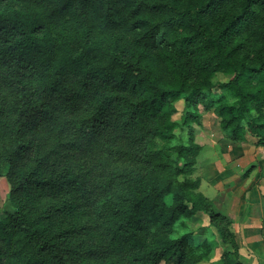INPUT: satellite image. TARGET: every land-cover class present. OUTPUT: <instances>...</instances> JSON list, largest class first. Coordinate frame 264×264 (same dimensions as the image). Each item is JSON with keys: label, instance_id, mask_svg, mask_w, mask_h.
I'll return each mask as SVG.
<instances>
[{"label": "trees", "instance_id": "trees-1", "mask_svg": "<svg viewBox=\"0 0 264 264\" xmlns=\"http://www.w3.org/2000/svg\"><path fill=\"white\" fill-rule=\"evenodd\" d=\"M180 99L264 146V0H0V264H197L201 211L241 264Z\"/></svg>", "mask_w": 264, "mask_h": 264}, {"label": "rangeland", "instance_id": "rangeland-1", "mask_svg": "<svg viewBox=\"0 0 264 264\" xmlns=\"http://www.w3.org/2000/svg\"><path fill=\"white\" fill-rule=\"evenodd\" d=\"M231 76L222 72L212 77L214 83L227 81ZM223 91L214 89L216 95ZM176 112L172 119L177 121L176 133L181 141H186L191 132L194 141L201 146L200 155L196 158L197 169L190 177H201L207 180L212 188L211 196L214 197L213 209L220 214L227 216L231 223L230 229L235 234L239 246V260L241 264H264V240L257 243L253 234L257 227L241 226V220L236 216L248 210L250 203L248 195H243L242 187L248 173L253 169L258 172L264 171V146L255 144V138L247 136L244 141L233 140L229 133L224 132L219 125V118L213 110L204 108L202 104L196 108H187L182 99L176 101ZM197 114L194 119L184 122L187 111ZM176 140L170 142L174 144ZM215 155V156H214ZM212 157V159H210ZM195 168V167H194ZM9 183L4 176L0 177V219L4 211L12 207L9 200ZM251 192V188L247 189ZM225 192L227 197H225ZM217 193V194H216ZM244 196V197H243ZM224 197V198H223ZM222 198L224 199L222 201ZM223 209V210H222ZM187 230L191 232L196 244L205 242L207 245L199 248L206 252L202 261L197 264H222L221 256L226 250H232L228 243H225L217 229L216 221H211L204 212H198L187 219ZM218 222V220H217ZM179 233L184 230L177 226ZM160 264H172L160 263Z\"/></svg>", "mask_w": 264, "mask_h": 264}, {"label": "crops", "instance_id": "crops-1", "mask_svg": "<svg viewBox=\"0 0 264 264\" xmlns=\"http://www.w3.org/2000/svg\"><path fill=\"white\" fill-rule=\"evenodd\" d=\"M210 159H212V157ZM196 169H197V164L195 163V168H194L195 172ZM244 184L246 187L245 188L242 187L243 195L249 194L248 202L250 203V205L248 206V210L246 209L245 212H243L242 214H240L239 211L236 212L235 214L237 217L240 218L241 226L244 227L252 226L254 228L257 227L255 228V232L253 233L255 234L254 235L255 239L253 240H255L257 243H260L264 240V171L258 172V169L251 170L248 173ZM250 188H251V192H248L247 189ZM198 190L214 203V197L211 196L212 188L208 184L207 180L201 177V174H200V185ZM224 195L225 197H227L226 192ZM223 198L222 201L224 200ZM223 212H225V215L229 214L226 213V211L224 210Z\"/></svg>", "mask_w": 264, "mask_h": 264}]
</instances>
